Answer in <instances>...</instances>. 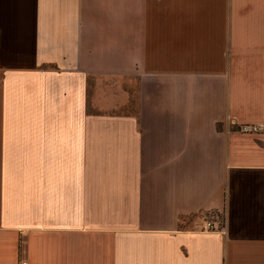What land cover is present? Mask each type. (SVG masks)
Masks as SVG:
<instances>
[{
  "label": "crops",
  "instance_id": "obj_1",
  "mask_svg": "<svg viewBox=\"0 0 264 264\" xmlns=\"http://www.w3.org/2000/svg\"><path fill=\"white\" fill-rule=\"evenodd\" d=\"M20 259L264 264V0H0V264Z\"/></svg>",
  "mask_w": 264,
  "mask_h": 264
},
{
  "label": "built area",
  "instance_id": "obj_2",
  "mask_svg": "<svg viewBox=\"0 0 264 264\" xmlns=\"http://www.w3.org/2000/svg\"><path fill=\"white\" fill-rule=\"evenodd\" d=\"M262 129H263V126L260 124H242L241 126H239V131L245 132V133L257 132ZM205 228L208 230H213L214 226L213 224L210 223V221H207L205 223ZM18 264H28V262L26 260H21L18 262Z\"/></svg>",
  "mask_w": 264,
  "mask_h": 264
},
{
  "label": "rangeland",
  "instance_id": "obj_3",
  "mask_svg": "<svg viewBox=\"0 0 264 264\" xmlns=\"http://www.w3.org/2000/svg\"><path fill=\"white\" fill-rule=\"evenodd\" d=\"M6 171H7V170H6ZM11 171H13V170H11ZM5 194H6V198H7V195H12V192L8 190L7 186H5ZM22 194H24V192H23ZM6 203H7V202H6ZM216 219H217L218 222H216V221L213 222V221H211V220H209V221H210V223L213 224V226H214L213 230H220V229H221V226H222V217H217ZM206 222H207V221H206ZM206 222H205V223H206ZM200 226H201V225H200ZM21 260H23V259L18 260V262L21 261ZM18 262H17V264H18Z\"/></svg>",
  "mask_w": 264,
  "mask_h": 264
}]
</instances>
